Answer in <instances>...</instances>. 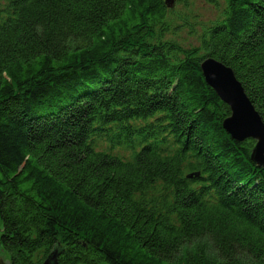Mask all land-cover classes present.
Listing matches in <instances>:
<instances>
[{"label":"trees","instance_id":"obj_1","mask_svg":"<svg viewBox=\"0 0 264 264\" xmlns=\"http://www.w3.org/2000/svg\"><path fill=\"white\" fill-rule=\"evenodd\" d=\"M1 1L0 264H264L256 143L201 70L231 68L264 123V0H225L189 50L164 0Z\"/></svg>","mask_w":264,"mask_h":264},{"label":"water","instance_id":"obj_2","mask_svg":"<svg viewBox=\"0 0 264 264\" xmlns=\"http://www.w3.org/2000/svg\"><path fill=\"white\" fill-rule=\"evenodd\" d=\"M166 5H170L167 1ZM202 64V73L206 83L218 97L230 107L231 116L225 120L224 128L229 135L244 142L249 139L258 141L252 161L264 167V123L261 116L252 106L245 89L236 78L233 70L213 58ZM48 264V262L46 263Z\"/></svg>","mask_w":264,"mask_h":264},{"label":"rangeland","instance_id":"obj_3","mask_svg":"<svg viewBox=\"0 0 264 264\" xmlns=\"http://www.w3.org/2000/svg\"><path fill=\"white\" fill-rule=\"evenodd\" d=\"M167 1L170 2L167 5V26L162 33L164 39L170 41L169 46L183 50L201 48V40L203 42L207 38L212 24L223 19L227 8L225 0H164L166 4ZM4 3L2 0L1 4ZM202 54L203 50L200 52ZM210 58L212 57L204 55L202 64L207 63ZM252 106L254 107L253 104ZM253 141L258 144L257 140Z\"/></svg>","mask_w":264,"mask_h":264},{"label":"bare ground","instance_id":"obj_4","mask_svg":"<svg viewBox=\"0 0 264 264\" xmlns=\"http://www.w3.org/2000/svg\"><path fill=\"white\" fill-rule=\"evenodd\" d=\"M261 169H264V167H262Z\"/></svg>","mask_w":264,"mask_h":264}]
</instances>
